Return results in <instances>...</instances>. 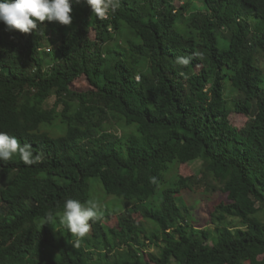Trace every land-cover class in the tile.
Returning a JSON list of instances; mask_svg holds the SVG:
<instances>
[{
  "label": "trees",
  "instance_id": "16d2710c",
  "mask_svg": "<svg viewBox=\"0 0 264 264\" xmlns=\"http://www.w3.org/2000/svg\"><path fill=\"white\" fill-rule=\"evenodd\" d=\"M180 1L121 0L100 20L86 0H71V25L45 21L31 34L0 22V131L41 157L0 161V264H104L95 251L121 253L106 264H264V0ZM84 74L93 87L74 89ZM232 111L249 121L237 127ZM198 159L224 183L212 212L218 238L177 195L194 175L175 170L160 204L145 206L170 164ZM93 179L127 205L118 226L96 229L113 213L90 222L97 250L44 223L49 211L60 219L67 199L88 202Z\"/></svg>",
  "mask_w": 264,
  "mask_h": 264
},
{
  "label": "rangeland",
  "instance_id": "374dc122",
  "mask_svg": "<svg viewBox=\"0 0 264 264\" xmlns=\"http://www.w3.org/2000/svg\"><path fill=\"white\" fill-rule=\"evenodd\" d=\"M198 3V6L202 8L203 3L200 0H196ZM175 3L177 6H179L182 2L180 0H175ZM191 11V10H190ZM190 11L184 15L183 17L180 16L181 20L182 18L188 19L189 18V13ZM190 19H188L189 21ZM253 27L255 28V23L252 22ZM188 28L189 30L196 32L197 28L194 26L193 23H188ZM54 35V34H53ZM55 36V35H54ZM90 36L92 38L95 37V31L91 30L90 31ZM52 42H47L46 45V51L42 55L43 58L46 61H49L51 59V52H52V47H53ZM221 46H225V41L223 40V37L221 38ZM50 53V54H47ZM258 63L264 68V53L261 52L258 55ZM49 64L46 63L45 66H48ZM228 81L225 82V84ZM264 86V76H263V82L261 83ZM228 85V84H227ZM72 87L77 90H86L89 88H92L93 85L89 81L87 75H82L80 78L76 79L72 83ZM232 88L228 86V89L226 91L227 94H229V97L233 98H239L241 97V94L238 92L232 93ZM55 101V96L50 97L49 99V105H53ZM229 106L233 105V100H229L228 102ZM230 119L234 125L237 127L241 128L244 126L250 119V116L248 114H243L239 112L232 111L230 114ZM205 161L203 159H198L195 160L191 163L188 164H181V165H175V164H170L169 170L166 175L165 181L160 185V189L158 190V193L155 194L152 198L148 200V202L145 203V206L147 207H152L153 205L157 206L160 204V196L161 192L165 187H170L174 186V179H173V173L175 170H178V172L184 176H189V175H194L198 182L193 184V188L189 189L186 188L182 190V192L177 195H181L183 202H186L187 204H190L192 206V223L196 225L199 228H209L213 231V234L215 238H218L219 233L216 230V225L218 224L217 221L213 220L212 217V212L214 211L215 205L220 202L221 200L226 199V194L224 193L223 186L224 183L220 182L218 178H215L213 175H210L209 173L206 172H201L202 168L205 166ZM93 184L92 188V197L89 198L88 202H94L96 203L102 214L106 213H113V220L110 221H105L103 220L101 223V226H96L97 231L100 233L107 227H113V226H118V216L117 213H121L122 211L124 212L127 209V205L125 204V200L122 197L113 195V194H108L105 192L102 182L98 179H93L91 181ZM87 203V202H86ZM180 203V202H179ZM133 212V215L135 218L140 219L145 221L146 225L148 228L151 226V221L148 219L144 218V216L140 213L135 211L133 208L131 209ZM116 215V216H114ZM155 223V221H153ZM49 228L54 229L56 232H67V229L65 226L60 222L59 217H55L54 224L51 222H46L44 221ZM107 232L109 230L107 229ZM95 229L94 226L91 225L90 232L88 235L83 238L84 243L88 245L95 246V250H97V247L99 249L104 248V245L99 241L101 238H96L94 237ZM110 235V234H109ZM71 234H69V237ZM71 238H73L71 236ZM74 239V238H73ZM150 250L149 251H154L155 253L158 252L156 245L151 244L150 245ZM90 249L93 250V248L90 246ZM149 249V248H147ZM95 260H98L101 263H110L115 261L116 259H120L122 257L121 253L118 251L117 254H107L104 251L98 252L95 251ZM263 256H260V259H262ZM245 264H251L249 261H247Z\"/></svg>",
  "mask_w": 264,
  "mask_h": 264
},
{
  "label": "clouds",
  "instance_id": "9594fccd",
  "mask_svg": "<svg viewBox=\"0 0 264 264\" xmlns=\"http://www.w3.org/2000/svg\"><path fill=\"white\" fill-rule=\"evenodd\" d=\"M86 2L91 7L93 15L104 20L110 13L117 11L121 0H86ZM72 12L71 0H0V22L7 26V30H18L23 34L37 32L38 26L45 21L71 25ZM176 62L187 66L190 64V58L179 56ZM16 156L27 166L37 164L41 159L39 155L33 154L30 145L21 144L15 136L0 131V161L9 162ZM152 182L156 183L155 178ZM54 220V212H47L46 222L54 224ZM100 220H102V212L96 203H82L77 199H67L60 216V222L74 238V247H79L80 241L88 235L91 223Z\"/></svg>",
  "mask_w": 264,
  "mask_h": 264
}]
</instances>
